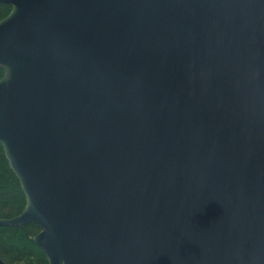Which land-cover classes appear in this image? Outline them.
<instances>
[{
  "label": "water",
  "instance_id": "water-1",
  "mask_svg": "<svg viewBox=\"0 0 264 264\" xmlns=\"http://www.w3.org/2000/svg\"><path fill=\"white\" fill-rule=\"evenodd\" d=\"M0 1V227L48 264H264V0Z\"/></svg>",
  "mask_w": 264,
  "mask_h": 264
},
{
  "label": "trees",
  "instance_id": "trees-1",
  "mask_svg": "<svg viewBox=\"0 0 264 264\" xmlns=\"http://www.w3.org/2000/svg\"><path fill=\"white\" fill-rule=\"evenodd\" d=\"M12 12V7L0 1V21ZM5 71L0 68V80ZM27 204L19 179L12 171L0 145V219L19 216ZM41 229L35 224L23 227H0V256L9 264H48L43 250L34 243Z\"/></svg>",
  "mask_w": 264,
  "mask_h": 264
}]
</instances>
